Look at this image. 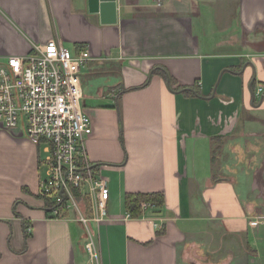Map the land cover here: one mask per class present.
Wrapping results in <instances>:
<instances>
[{"label":"crops","instance_id":"obj_1","mask_svg":"<svg viewBox=\"0 0 264 264\" xmlns=\"http://www.w3.org/2000/svg\"><path fill=\"white\" fill-rule=\"evenodd\" d=\"M116 4L103 23L89 0H0V59L51 39L91 52L87 150L110 188L92 224L100 264H264L261 195L239 189L230 166L264 150V96L249 88L264 87V0ZM41 145L0 121V264H90L83 225L52 218L40 193ZM130 192L165 204L134 218Z\"/></svg>","mask_w":264,"mask_h":264},{"label":"built area","instance_id":"obj_2","mask_svg":"<svg viewBox=\"0 0 264 264\" xmlns=\"http://www.w3.org/2000/svg\"><path fill=\"white\" fill-rule=\"evenodd\" d=\"M91 60L88 48L72 52L55 39L28 55L0 59V121L7 130L24 124L31 142L47 144V177L40 193L54 205L52 218L76 216L86 231L90 264H100L92 224L107 216L110 188L87 150L93 123L82 106L81 74ZM263 92L262 85L254 90L255 96ZM152 207L143 203V214Z\"/></svg>","mask_w":264,"mask_h":264},{"label":"rangeland","instance_id":"obj_3","mask_svg":"<svg viewBox=\"0 0 264 264\" xmlns=\"http://www.w3.org/2000/svg\"><path fill=\"white\" fill-rule=\"evenodd\" d=\"M70 50L72 52L74 51L73 49ZM256 88H257V81H256ZM254 144L255 143H252L253 146ZM257 145L258 147L260 146V144ZM263 147H264V143H263ZM251 150L253 152L254 147ZM260 152L262 153L259 154L258 157H254L252 153V155L250 154L246 159H242V160L238 158L235 159L234 157H232V159H230V166L233 170L232 176L238 180V188L241 189L242 191L248 188V194L251 198H255V192L256 194L257 193L260 194L261 201L264 204V174L263 173L260 174L259 171H257V169H260V167H262V165L264 164V150L263 151L261 150ZM41 154L44 161V159H46L49 155V148L47 144L41 145ZM45 172H46V168L44 170V176H43L44 178L47 177V175H45ZM253 182L257 183L258 185L257 191L251 190L252 188L251 184ZM262 210L264 213V207Z\"/></svg>","mask_w":264,"mask_h":264},{"label":"trees","instance_id":"obj_4","mask_svg":"<svg viewBox=\"0 0 264 264\" xmlns=\"http://www.w3.org/2000/svg\"><path fill=\"white\" fill-rule=\"evenodd\" d=\"M165 71V70H164ZM158 69H154L153 73H158ZM166 72V71H165ZM166 78H169V81L171 84H173L174 80L171 76H168L166 72ZM253 90L256 88V81L253 82ZM74 191L76 194L79 193V190L77 188H74ZM126 208L130 215L134 218L140 217L143 214L142 211V204L143 203H150L153 205V207H161L165 204V197L160 192H137V193H127L126 198ZM53 206L51 204V208L49 210L51 211L53 209Z\"/></svg>","mask_w":264,"mask_h":264},{"label":"water","instance_id":"obj_5","mask_svg":"<svg viewBox=\"0 0 264 264\" xmlns=\"http://www.w3.org/2000/svg\"><path fill=\"white\" fill-rule=\"evenodd\" d=\"M90 10L99 12L103 23H115L117 21V4L116 0H89ZM253 82L251 81L249 88L252 99L255 101V93L253 90ZM264 96V93H263Z\"/></svg>","mask_w":264,"mask_h":264}]
</instances>
